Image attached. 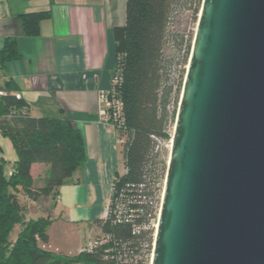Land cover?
Listing matches in <instances>:
<instances>
[{"label": "trees", "instance_id": "trees-1", "mask_svg": "<svg viewBox=\"0 0 264 264\" xmlns=\"http://www.w3.org/2000/svg\"><path fill=\"white\" fill-rule=\"evenodd\" d=\"M202 1L126 2L125 23L115 28L114 74L123 103L119 131L126 171L114 181L107 216L95 221L105 240L92 248L74 255L45 248L52 218L32 216L22 205L28 198L59 195L86 160L82 131L68 117L32 115L27 101L15 93V81L6 82L3 88L11 93L0 98V117L6 115L0 119V131L12 140L18 160L10 173L0 159V264H149L167 170L164 143L171 137L191 50L188 44L177 61L167 52L168 41H178L171 23L177 11L185 9H192L197 20ZM51 13L50 9L21 13L24 34H38L41 21ZM16 44V38H7L0 50L1 67L19 56ZM34 163L49 165L46 183L39 187L33 186ZM20 185L26 203L18 193Z\"/></svg>", "mask_w": 264, "mask_h": 264}, {"label": "water", "instance_id": "water-1", "mask_svg": "<svg viewBox=\"0 0 264 264\" xmlns=\"http://www.w3.org/2000/svg\"><path fill=\"white\" fill-rule=\"evenodd\" d=\"M150 264H264V0H203Z\"/></svg>", "mask_w": 264, "mask_h": 264}, {"label": "crops", "instance_id": "crops-1", "mask_svg": "<svg viewBox=\"0 0 264 264\" xmlns=\"http://www.w3.org/2000/svg\"><path fill=\"white\" fill-rule=\"evenodd\" d=\"M126 2L0 0V50L13 37L19 53L0 65V86L15 81V93L27 101L32 115L71 118L85 140L86 160L61 186L53 204L45 247L55 252L77 254L87 246L82 231L89 230L92 237L100 231L95 221L104 216L113 179L124 165L117 130L102 121L99 92L111 86L115 28L125 23ZM44 9L52 13L41 21L39 33L24 34L20 14ZM0 159L7 171L18 160L12 140L1 131ZM36 167L42 170L35 173ZM48 173V164H33L35 179H46Z\"/></svg>", "mask_w": 264, "mask_h": 264}, {"label": "rangeland", "instance_id": "rangeland-1", "mask_svg": "<svg viewBox=\"0 0 264 264\" xmlns=\"http://www.w3.org/2000/svg\"><path fill=\"white\" fill-rule=\"evenodd\" d=\"M200 10H201V8H200ZM199 14H200V11L198 13V19H199ZM198 19L197 20L194 19V14H193V10L192 9H185V10H178L177 11V13L175 15V18H174V20L171 23V30H172V32L174 34L173 36L176 37L178 39V41H176L175 39H170L168 41V43H167V52L170 53V54L175 55L176 61L179 60L181 58V56L186 52L188 44H191V50H190V54H191L192 46H193V40H194V37H195V32H196V28H197ZM190 54H189V57H190ZM116 57H117V55H116ZM187 65H188V63L185 65L186 70H187ZM116 67H117V60H116V64H115V67H114V70H113V75L115 74ZM112 84H114L113 83V78L111 80V86H112ZM111 86H110V88H111ZM7 93H11V92L8 89L3 88V87L0 86V98L3 95H6ZM99 101H100V99H99ZM178 106H179V103H178ZM175 107H177V106H175ZM170 108L173 109V105ZM177 111H178V107H177ZM104 114H105L104 113V109H103V106H102V103H101V118H102V121L105 124H107L108 126L114 128L116 130L118 129L117 130L118 139H119L120 144L122 145V142H123L124 138L122 137L123 135L120 137V131H121L120 130V126L121 125L116 123L114 118L113 119H108V120L104 119V117H103ZM176 116H177V113H176ZM4 117H6V115L5 116L1 115L0 118H4ZM7 117L12 118L11 115L7 116ZM175 121H176V118L174 120L173 125L170 128L171 137L166 143H164V148L166 149L165 150L166 154H164L165 155L164 157L166 159V166L167 167H168V160H169V156H170V149H171L170 145L172 143V138H173L172 136H173V132H174ZM162 158H163V155H162ZM124 167H125V165H123V164L120 165V167H119L120 170L115 174V177L113 179V184H114L115 179L117 178V174H123V172L126 171V169L124 170ZM13 170H14V166L11 168V172ZM40 170H42L40 167H36L35 168V173L39 172ZM165 173H167V170H166ZM165 178H166V175H165ZM46 180H47V177L45 179V177H43V176H40L37 179H35L33 177V186H35V187L42 186V185H44L46 183ZM164 182H165V179H164ZM164 182H162L163 188H164ZM18 193H19L20 198L22 199V201H24L26 203L27 202V200H26L27 196L24 193V189H23L22 185H20V187L18 189ZM162 194H163V189H162L161 196H160V205H161V200H162ZM111 195H112V193H111ZM57 197L58 196H51V197L41 196V197H38L37 199H33V200L28 198V200H29L28 204L26 203V205H24L23 202H22V205L24 206L23 208L29 209V210L32 211V213H33L32 216L44 214V216L53 218L54 217V213H53L52 208H53V204L56 201ZM110 203H111V198L109 200V203L106 206V209L104 211L105 214H104L103 217H106V210H107V207L110 205ZM34 211H36L35 214H34ZM28 215L31 216L30 214H28ZM156 223H157V219L155 221V232H156ZM86 230L82 231L81 235L85 239L84 243L87 246H84L82 249L92 248L98 241H100L102 238H105V236L101 234L102 233L101 229L93 237H92L91 232H89V230H87V231ZM154 239H155V234H154ZM89 241H91V242L89 243ZM44 246H45V244H44ZM57 253L65 254L63 252H57ZM74 264H80V263H74ZM149 264H150V262H149Z\"/></svg>", "mask_w": 264, "mask_h": 264}, {"label": "built area", "instance_id": "built-area-1", "mask_svg": "<svg viewBox=\"0 0 264 264\" xmlns=\"http://www.w3.org/2000/svg\"><path fill=\"white\" fill-rule=\"evenodd\" d=\"M112 78H113L114 84H112L111 88H109V89L101 90L99 92V99H100L102 106H103V109H104V113H105L103 115L104 119L108 120V119L114 118L115 122L121 125L122 120H124V118H122V117L120 119V113H121L123 103H122V100L119 96V92L116 88V84L119 81V77L117 75H113ZM10 173H11V170H10ZM112 188H113V186H112ZM120 208L118 207V209H120ZM108 212H109V206L107 207V210H106V216H107ZM103 240H105V238H102L100 241L102 242Z\"/></svg>", "mask_w": 264, "mask_h": 264}, {"label": "bare ground", "instance_id": "bare-ground-1", "mask_svg": "<svg viewBox=\"0 0 264 264\" xmlns=\"http://www.w3.org/2000/svg\"><path fill=\"white\" fill-rule=\"evenodd\" d=\"M171 146V145H170ZM157 226V225H156Z\"/></svg>", "mask_w": 264, "mask_h": 264}]
</instances>
